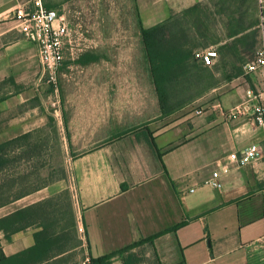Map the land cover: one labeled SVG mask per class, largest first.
Listing matches in <instances>:
<instances>
[{
  "label": "crops",
  "instance_id": "0c3cea01",
  "mask_svg": "<svg viewBox=\"0 0 264 264\" xmlns=\"http://www.w3.org/2000/svg\"><path fill=\"white\" fill-rule=\"evenodd\" d=\"M63 1L44 3L57 10ZM238 1L235 30L242 33L208 46L219 54L211 71L220 83L201 98L163 117L156 95L145 101L130 88L88 89L85 104L64 108L63 132L60 110L48 104L38 45L13 17L20 6L31 11V0H0V145L22 146L28 165L43 160L32 149L52 133L70 146L60 168L41 169L47 181L0 208V219L14 214L20 229L9 240L0 231L7 257L37 248L45 256L37 264H88L187 222L133 251L141 248L155 264H264V161L245 167L229 161L232 153L263 145L264 130L246 117L223 116L246 100L249 88L263 92L264 75L226 81L217 74L225 58L241 65L245 56L240 46L239 55L225 57L220 48L254 31L259 39L257 1ZM204 3L136 0L145 29ZM99 59L94 64H112ZM103 76L114 83L112 72L97 73ZM216 170L220 190L208 183Z\"/></svg>",
  "mask_w": 264,
  "mask_h": 264
},
{
  "label": "rangeland",
  "instance_id": "374dc122",
  "mask_svg": "<svg viewBox=\"0 0 264 264\" xmlns=\"http://www.w3.org/2000/svg\"><path fill=\"white\" fill-rule=\"evenodd\" d=\"M204 2V6H200L210 20L211 30L208 41L211 44L221 41L236 29L237 16L242 14L238 9L241 2L238 0H204ZM61 3L57 10L68 24L72 44L66 46L64 60L56 73H47L44 80L50 96L48 104L53 109L60 110L61 131L66 132L63 121L64 108L69 112L73 106L85 104L84 101L87 99L85 90L130 88L135 90L137 99L146 101L150 95L157 97L141 41L136 0H67ZM244 15L249 22L253 20L248 12H244ZM246 47L249 51H245V56L241 57L245 63L253 59L252 42L250 41ZM202 49L206 48L197 50ZM100 57L108 58L112 64H94ZM229 63L224 59L225 66L220 64L217 68L220 79L226 77L225 74L228 73V71L225 73L226 69L234 71L233 68L235 70L241 68ZM110 72L116 76L114 83L106 81L105 76L103 79L97 77V73ZM52 135L50 134L48 139L44 137L48 143L43 142L33 146L34 155L43 160H35L34 163H30L31 165L20 161L16 165L15 173L7 176L8 182L14 181L12 187L15 193L30 191L40 184L41 180L47 181L48 173L41 172V169L50 171L60 168V157L62 153L70 152V146L59 145L55 135L53 133ZM52 178L54 177L49 179ZM116 258L117 260L112 261L111 264H155L156 261L153 256L151 259L144 257L141 248Z\"/></svg>",
  "mask_w": 264,
  "mask_h": 264
},
{
  "label": "trees",
  "instance_id": "16d2710c",
  "mask_svg": "<svg viewBox=\"0 0 264 264\" xmlns=\"http://www.w3.org/2000/svg\"><path fill=\"white\" fill-rule=\"evenodd\" d=\"M136 8L138 11L137 6ZM208 19L209 17H207L200 5L184 10L180 14L172 16L169 20L147 29L142 26L140 19L141 41L144 46L145 57L150 66L152 83L163 117H169L185 109L201 98L213 86L220 83L219 79L211 71L215 65L211 68L205 67L195 59L197 49L207 48L210 44L208 35L211 29L210 20ZM242 30H233L228 37H236L242 33ZM250 41L253 45V51L251 52L254 53L258 46L256 31L248 33L241 38H236L232 43L226 44L220 49L223 50L224 57L233 55L235 51L237 54L239 46L245 51H249L246 46ZM225 60L227 59L225 58ZM239 60H241L242 64L238 66L241 68L236 70L233 68L234 71L226 69L225 73L228 71L224 78L226 81H232L244 73L243 67L246 63L241 58ZM223 61L221 65L225 66ZM229 64L237 66L235 63L230 62ZM17 149L20 152L19 157H16ZM29 151L27 150L28 154ZM23 154L22 146H18L14 142L0 145V208L14 202L15 199L26 193L24 191L15 193V189L12 187L14 181L8 182L7 180L9 174L12 176L15 173L16 165L21 161ZM15 218L16 216L12 214L0 219V231L5 234L7 240L11 239V236L17 230H20L15 226ZM186 224L187 222H182L145 241L135 243L109 255L98 258L92 257L88 264H111L113 259L119 255L131 252L144 243L153 244L154 240L161 235L175 232ZM41 253L37 248H34L21 254L7 257L2 247H0V264H37L38 261L45 257Z\"/></svg>",
  "mask_w": 264,
  "mask_h": 264
},
{
  "label": "built area",
  "instance_id": "2783aa9c",
  "mask_svg": "<svg viewBox=\"0 0 264 264\" xmlns=\"http://www.w3.org/2000/svg\"><path fill=\"white\" fill-rule=\"evenodd\" d=\"M256 1L259 11V39L253 59L243 67L246 77L259 72L264 75V0ZM31 4V11L20 6L15 10L13 17L24 35L37 43L40 65L45 74H55L64 60L66 46L72 44L68 24L57 10L46 8L44 0H31ZM218 58L219 54L213 47L195 52V59L205 67H213ZM201 114V111H197V115ZM223 116L228 119L246 117L253 125L264 130V91L249 88L246 100L241 105L224 111ZM229 161L237 167L263 162L264 144L250 145L240 152L232 153ZM220 179L221 172L216 170L208 183L212 188L220 190L223 187Z\"/></svg>",
  "mask_w": 264,
  "mask_h": 264
}]
</instances>
